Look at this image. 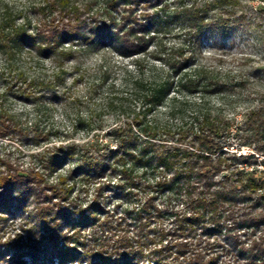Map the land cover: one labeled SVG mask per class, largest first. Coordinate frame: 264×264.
I'll return each mask as SVG.
<instances>
[{"label":"trees","instance_id":"1","mask_svg":"<svg viewBox=\"0 0 264 264\" xmlns=\"http://www.w3.org/2000/svg\"><path fill=\"white\" fill-rule=\"evenodd\" d=\"M241 7L44 0L33 25L0 7V56L10 63L28 48L52 63L44 76L0 69L1 138L26 129L2 103L10 91L55 100L84 83L82 95L100 107L124 114L135 103L104 140L86 111L79 120L93 139L54 142L37 130L35 144L51 142L30 153L38 165L0 155V264H264V65L243 74L202 54L244 19ZM258 44L264 51V34ZM105 48L131 66L117 85L101 67L85 82L83 57ZM109 198L126 206L111 208ZM17 221L6 235L4 224Z\"/></svg>","mask_w":264,"mask_h":264},{"label":"rangeland","instance_id":"2","mask_svg":"<svg viewBox=\"0 0 264 264\" xmlns=\"http://www.w3.org/2000/svg\"><path fill=\"white\" fill-rule=\"evenodd\" d=\"M43 1L0 0V7L7 4L21 19H28L33 25L38 17L35 6ZM77 1L82 2L84 0ZM240 1L242 7L238 13L242 11L244 19L242 18L238 21L228 34L220 36L213 42L206 41L202 48V54L203 59L222 68L240 71L243 74H252L255 73L257 68L264 65V51L258 44L260 36L264 34V2L261 0ZM83 58L82 67L90 69V75L85 78V82L94 81L101 67L107 71L108 81H114L117 85L122 77V68L131 66L130 57L121 56L111 48L89 53ZM143 63L147 65V57H145ZM4 68L23 70L29 76H44L51 72L52 63L51 60L41 57L36 50L27 48L17 54L10 63L0 56V69ZM257 82L258 84H264V81L260 79ZM5 85L4 80H0V90L4 89ZM84 93H86L84 83L70 86L66 90L64 97L55 100L48 95L36 99L32 98V96L26 98L23 95H18L11 91L8 92L2 97V103L17 116V119L26 129L21 134H13L9 138L0 137V155L14 159L24 166L38 165L36 159H31L30 153L41 151L42 146L51 142H41V145L35 144L30 138L34 131L43 129L51 131L50 140L54 142L66 139L77 141H85L88 138L93 139L92 134L95 130L87 129L86 125L79 120L80 116L86 115V111H90L91 119L94 121L92 122L93 125L100 123L104 125L103 129L96 133L101 140H104L103 132L106 129L123 120L132 119L134 115V111L131 112L134 108L133 104H135L132 100L126 101L127 113L123 111L124 114H122L119 109L100 107L98 98L87 100L82 95ZM237 99L232 98L233 105H235ZM238 101L246 106L249 100L239 98ZM239 111L237 118L241 119L245 109L243 108ZM69 165H72V163ZM60 171H63V169ZM117 201L120 204L119 207L126 206V200L121 201L118 198L107 199V204L112 208L111 205L116 204ZM17 224L18 221L14 226L10 225V223L4 224V233L13 235L18 230Z\"/></svg>","mask_w":264,"mask_h":264}]
</instances>
